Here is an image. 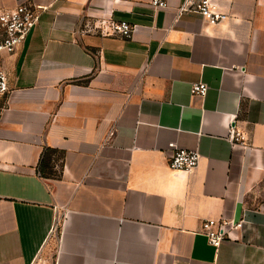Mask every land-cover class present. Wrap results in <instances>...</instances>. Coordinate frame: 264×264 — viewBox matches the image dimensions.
Listing matches in <instances>:
<instances>
[{
    "label": "crops",
    "instance_id": "crops-1",
    "mask_svg": "<svg viewBox=\"0 0 264 264\" xmlns=\"http://www.w3.org/2000/svg\"><path fill=\"white\" fill-rule=\"evenodd\" d=\"M25 2L38 22L0 53V264H264V0H218L214 24L183 0L0 9ZM108 20L131 37L81 32ZM45 148L63 152L57 178L40 174ZM177 149L198 152L193 170L169 168ZM207 219L245 222L215 249Z\"/></svg>",
    "mask_w": 264,
    "mask_h": 264
},
{
    "label": "built area",
    "instance_id": "built-area-1",
    "mask_svg": "<svg viewBox=\"0 0 264 264\" xmlns=\"http://www.w3.org/2000/svg\"><path fill=\"white\" fill-rule=\"evenodd\" d=\"M149 6L155 10L165 9L167 0H149ZM43 7L32 2H25L16 5L12 9H0V53L12 55L18 51L26 40V37L37 24ZM192 11L201 15L208 23H217L222 13L218 8V0H183L179 12ZM132 27L126 22H115L113 20L101 21L99 23H86L81 30L82 33H95L102 37L121 36L130 38ZM9 90L8 76L0 70V97H3ZM207 86L203 83L191 85L190 93L193 96L203 97L206 94ZM227 139L233 145L248 147L247 139L236 128L234 119L228 123ZM199 161V154L193 150L177 149L168 159V166L174 171L189 172L193 170ZM243 219H207L201 222L198 233L202 235L208 245L217 249L225 240L233 239V231L240 230L244 224ZM57 220L55 221L52 233L56 231Z\"/></svg>",
    "mask_w": 264,
    "mask_h": 264
},
{
    "label": "trees",
    "instance_id": "trees-1",
    "mask_svg": "<svg viewBox=\"0 0 264 264\" xmlns=\"http://www.w3.org/2000/svg\"><path fill=\"white\" fill-rule=\"evenodd\" d=\"M63 159V152L45 148L41 154L39 171L44 178H57L58 173L54 170L56 160Z\"/></svg>",
    "mask_w": 264,
    "mask_h": 264
},
{
    "label": "rangeland",
    "instance_id": "rangeland-1",
    "mask_svg": "<svg viewBox=\"0 0 264 264\" xmlns=\"http://www.w3.org/2000/svg\"><path fill=\"white\" fill-rule=\"evenodd\" d=\"M1 100H2V99L0 98V105H1Z\"/></svg>",
    "mask_w": 264,
    "mask_h": 264
}]
</instances>
